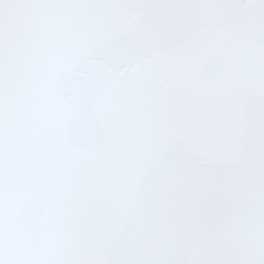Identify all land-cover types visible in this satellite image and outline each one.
<instances>
[{"label": "snow or ice", "instance_id": "snow-or-ice-1", "mask_svg": "<svg viewBox=\"0 0 264 264\" xmlns=\"http://www.w3.org/2000/svg\"><path fill=\"white\" fill-rule=\"evenodd\" d=\"M0 264H264V0H0Z\"/></svg>", "mask_w": 264, "mask_h": 264}]
</instances>
